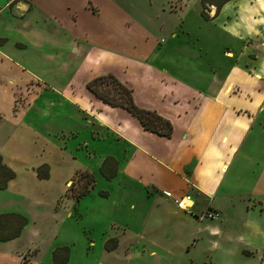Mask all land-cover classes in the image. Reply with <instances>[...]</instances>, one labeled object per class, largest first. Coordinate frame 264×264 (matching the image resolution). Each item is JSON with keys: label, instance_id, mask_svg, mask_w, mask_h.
I'll list each match as a JSON object with an SVG mask.
<instances>
[{"label": "crops", "instance_id": "obj_1", "mask_svg": "<svg viewBox=\"0 0 264 264\" xmlns=\"http://www.w3.org/2000/svg\"><path fill=\"white\" fill-rule=\"evenodd\" d=\"M206 4L204 17L200 0L1 1L0 10L8 7L16 26L28 30L42 23L48 30L50 18L57 23L71 40L57 50L59 63L73 58L90 64L78 84L68 75L56 85L20 55L23 41L15 38L8 47L0 33V68L13 69V75L0 72V93L5 88L8 95L0 112L13 111L5 116L9 130L0 141V156L14 171L0 188L7 195L0 198V212L27 219L17 235L0 239V264H52V250L60 246L68 247L63 264H158L162 259L193 264L192 256L181 262L178 251L172 258L168 240L178 239L174 245L182 248L195 245L199 232L220 233L211 218L197 216L209 207L216 211L212 218H224L215 197L221 184L227 185L233 160H254L264 174V146L257 152L243 147L249 133L254 146L264 141V0H225L216 10ZM134 24L143 31L162 29L164 35L151 40L144 34L139 46L115 39L114 28L130 31ZM168 53L196 63L217 57L223 67L219 73L175 75L162 63ZM114 61L126 74L135 66L133 83L114 75L138 106L171 122L169 136L143 129L124 108L85 87L88 79L111 72L107 66ZM106 155L116 162L108 178L98 169L107 182L92 185L77 200L64 195L76 170L90 171L80 166L81 156L94 157L99 166ZM40 164L48 167L46 177L36 173ZM244 168L254 173L251 164ZM243 194L246 216L255 203L249 192ZM184 195L191 199L190 213L176 206Z\"/></svg>", "mask_w": 264, "mask_h": 264}, {"label": "rangeland", "instance_id": "obj_2", "mask_svg": "<svg viewBox=\"0 0 264 264\" xmlns=\"http://www.w3.org/2000/svg\"><path fill=\"white\" fill-rule=\"evenodd\" d=\"M1 1L2 0H0V3ZM138 8L141 9L142 4L138 5ZM207 8L208 4H205L204 10ZM8 11V7L0 10V33H4L7 37V39L3 41V44L8 47H12V42L15 38L23 41L22 43L24 45L17 47L20 51V55L25 58V61L26 59H29L30 61L32 60V64H30V66L32 65L31 67H33L36 71H41L42 75L47 74L49 77L55 78V80L51 81L56 85H58V81H56L57 79H60L62 82L63 77L68 75L78 84L79 79L88 73L89 70L87 65L90 64L88 62L80 63L73 58L67 60L65 64L58 62L57 50H60L61 47H64L63 45L65 43H68L71 40L69 36L66 37L67 39L64 38L60 27L54 20L50 18L49 21L45 22L48 30L41 29L42 23L40 26L35 25L27 30L21 26H16L18 23L15 22L14 17H11L8 14ZM134 17L140 19L142 18V15ZM23 19H25V17H23ZM41 34L44 38L40 41V44L29 43V40L37 39L38 35ZM144 34H147L148 38L153 40L156 37L159 38L164 35V31L162 29H159L158 31H143L140 30L139 24H134L130 31H122V29L114 28L113 32L115 39L124 37L135 43L137 46L142 45V38ZM179 37L183 38L181 35H179ZM168 41L171 43L172 39L168 37ZM6 46H4L3 49L6 48ZM14 46H16V44ZM183 49L184 50H180L181 55L186 50L185 47H183ZM172 52H175V50H172ZM170 55L172 54L168 53L163 57L159 55L158 58L161 59L162 57L163 66L167 67V69L175 73V75L186 76V74H190V76H193V74L197 73L203 74L211 73L212 71L218 72V70L223 67V64L217 59V57H212L211 60H208L210 62L200 61L199 63H196L192 61L189 62L183 57H173ZM21 56H19L20 59H22ZM21 63L29 66L26 62H24V59L21 60ZM107 67L113 74L121 77L124 75L128 78V83H133L130 76L134 77L136 75V68L134 65H130V68L127 70L128 74H126V71L124 72L122 68L115 63V61ZM8 69L10 68H3V66H1L0 72L5 75H13V69H11V71ZM28 78L26 81H30ZM31 85L33 87L36 86L34 82L31 83ZM5 90V88L2 89V92L0 93V105L4 108L6 106L7 108L8 95ZM24 94L25 93L22 92V96H24ZM39 100L40 99L36 100V104H39ZM19 102L20 101L17 102V106ZM12 112V110L0 112V141L5 137L7 131L9 130V122L5 121V119L6 117H11V115H13ZM19 113L20 111L18 110L14 114L19 115ZM262 114L264 113H261V115ZM129 115L134 119V116L131 114ZM24 117L28 118L29 113H27V115L25 114ZM14 119H16V117ZM249 134L250 135L245 138L243 147L252 149L251 151L255 152L258 150L262 151L261 149L262 145L264 146V141L263 144L256 143L254 146V144H252L253 141L249 140V138H252L250 137L252 133ZM116 148L120 150V145H117ZM250 157L252 160L254 159L253 155H250ZM55 161L56 165L60 162L57 156H55ZM78 161L80 166H87L92 172L94 176L93 188L107 182L106 179L100 177L98 173V166L95 164L96 162L94 157L88 158L81 156ZM240 162L242 161H239L238 159L233 160L229 169L230 176L227 181V185L221 184L216 193L217 197H215V199L217 201L215 200V202L224 212V218H211L209 222L218 226V228H220V233L217 235H210L207 231L199 232L197 235L199 236V239L195 245H189L188 242L186 246H182V248L181 246L174 245V243L179 242V240L172 237L168 240V243L173 248L172 252L175 253L172 255V258L175 257L178 251V255L181 253V262H187L189 257L192 256L193 264H264V207L260 208V206L264 205V174L261 173L258 163H253L254 160L253 162L246 161L245 164ZM250 164L254 173H250V171L244 168L246 165ZM71 177H73V174ZM76 184L77 179L76 175H74L73 186H76ZM245 192H249L251 194V200L255 203L253 207L254 211H248L246 216L243 207L246 201L245 194H243ZM0 193H2V191H0ZM45 194L46 192L42 191V195ZM5 197H7V195L0 194V198ZM2 204L3 203L0 200V205ZM187 245H189V248L185 251ZM136 262L139 264L147 263L145 260H138L133 263ZM158 264H167V261L162 259V261H158Z\"/></svg>", "mask_w": 264, "mask_h": 264}, {"label": "trees", "instance_id": "obj_3", "mask_svg": "<svg viewBox=\"0 0 264 264\" xmlns=\"http://www.w3.org/2000/svg\"><path fill=\"white\" fill-rule=\"evenodd\" d=\"M225 0H200L201 15L206 17L204 11L206 3H213L215 10ZM85 87L97 98L111 106H119L134 116L143 129L152 131L156 134L169 136L172 131L171 122L157 113L153 109L138 106L132 99L131 90L123 84L111 72L96 75L85 82ZM116 162L115 159L106 155L101 160L98 169L100 173L108 178L114 174ZM39 177H46L48 167L46 164H40L35 167ZM74 175H76L77 184L73 186ZM14 176V171L7 166L0 156V188H4L8 179ZM94 182V176L87 169H79L73 173L70 184L66 187L64 195L77 200L86 193ZM24 215L17 212H0V239H7L17 235L21 227L26 223ZM52 264H63L68 257V247L60 246L52 250Z\"/></svg>", "mask_w": 264, "mask_h": 264}, {"label": "built area", "instance_id": "obj_4", "mask_svg": "<svg viewBox=\"0 0 264 264\" xmlns=\"http://www.w3.org/2000/svg\"><path fill=\"white\" fill-rule=\"evenodd\" d=\"M187 200H189L190 202L188 203ZM176 206L178 208L183 209L184 211L190 213V206H191V199L188 195H184L181 196L179 199H177L176 201ZM216 215V211L209 208V207H205V209L199 214V216H197L198 218H202V217H208V218H212Z\"/></svg>", "mask_w": 264, "mask_h": 264}, {"label": "bare ground", "instance_id": "obj_5", "mask_svg": "<svg viewBox=\"0 0 264 264\" xmlns=\"http://www.w3.org/2000/svg\"><path fill=\"white\" fill-rule=\"evenodd\" d=\"M189 200H187V202H188ZM189 203V202H188Z\"/></svg>", "mask_w": 264, "mask_h": 264}]
</instances>
